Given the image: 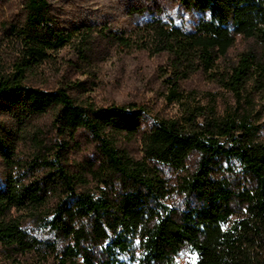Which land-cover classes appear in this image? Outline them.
Returning <instances> with one entry per match:
<instances>
[{"label":"trees","instance_id":"1","mask_svg":"<svg viewBox=\"0 0 264 264\" xmlns=\"http://www.w3.org/2000/svg\"><path fill=\"white\" fill-rule=\"evenodd\" d=\"M54 1L0 10V264H264V0H141L116 34ZM107 37L166 56L170 113L93 99ZM66 49L84 80L46 88Z\"/></svg>","mask_w":264,"mask_h":264},{"label":"rangeland","instance_id":"2","mask_svg":"<svg viewBox=\"0 0 264 264\" xmlns=\"http://www.w3.org/2000/svg\"><path fill=\"white\" fill-rule=\"evenodd\" d=\"M1 1V0H0ZM11 3V4H10ZM0 4V10L10 15L15 8L16 0ZM167 6L168 12L180 22L181 19L191 20L190 15L181 14L174 5L166 0H161ZM55 9L62 20L68 24H107L111 33L129 32L137 27L138 20L144 22L149 19L147 14L137 15L134 8H142L141 0H55ZM4 13V12H3ZM134 13V15H133ZM239 45L234 52L243 49ZM97 54L96 85L93 88L92 97L99 105L107 104H128L146 103L154 104L156 111L163 114L170 113L162 102H156V94L164 89L161 69L166 66L167 58L164 55H154L145 50L126 51L119 47L110 39L97 38L95 41ZM60 60L57 68L51 67L47 70L46 88H54L63 77L84 80V76L77 74L71 66L76 61L70 50L66 49L60 53ZM69 61V62H68ZM73 62V63H72ZM60 71V72H58ZM187 88H196L205 91L216 90L211 85H207L203 78L196 76L186 85ZM174 113L173 110H171ZM43 122H46L44 120ZM84 133L78 134V140H83ZM95 149L85 153L86 159H93ZM195 158H191L190 167H194ZM195 259L188 254L181 256L180 264H186Z\"/></svg>","mask_w":264,"mask_h":264}]
</instances>
